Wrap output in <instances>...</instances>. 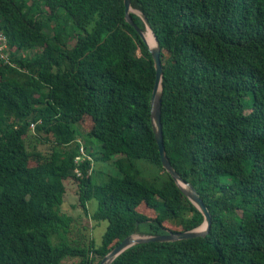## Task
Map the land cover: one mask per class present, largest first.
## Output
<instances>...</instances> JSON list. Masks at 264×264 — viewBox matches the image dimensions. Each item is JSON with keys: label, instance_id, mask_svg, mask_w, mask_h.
Segmentation results:
<instances>
[{"label": "trees", "instance_id": "obj_1", "mask_svg": "<svg viewBox=\"0 0 264 264\" xmlns=\"http://www.w3.org/2000/svg\"><path fill=\"white\" fill-rule=\"evenodd\" d=\"M131 8L136 27L146 32L143 14L159 41L167 158L212 224L205 237L137 244L111 264H264V0H131ZM0 32L10 61L0 60V264H98L128 236L166 235V222L201 226L161 165L154 62L124 0H0ZM76 125L99 152L78 140ZM138 160L156 166L158 183ZM110 161L119 176L95 181L93 163ZM68 180L86 215L97 200L91 219L107 222L98 246L71 237L74 219L61 212Z\"/></svg>", "mask_w": 264, "mask_h": 264}, {"label": "water", "instance_id": "obj_2", "mask_svg": "<svg viewBox=\"0 0 264 264\" xmlns=\"http://www.w3.org/2000/svg\"><path fill=\"white\" fill-rule=\"evenodd\" d=\"M124 7H125V18L128 24L134 27L148 46L149 52L152 56L155 68V83L154 88L151 96V123H152V130L156 140V144L158 146L161 165L166 173L171 177V179L175 182L178 188L182 191L185 197L198 209V211L203 216V223L200 227L188 230V231H170L168 230L166 235H159V236H138V235H131L126 237L122 240L118 245H116L109 254L101 259L98 264H111L119 255L123 252L127 251L131 247L137 244H145L150 242H159V243H166V242H177L182 240H189L199 237H205L209 234L211 229V215L208 208L204 205L202 199L200 198L199 194L195 190V188L187 181L183 180L175 169L172 167L170 161L167 158L164 146V138H163V131H162V124H161V81L163 77V66L161 63L160 58V47L159 41L155 37L154 33L151 30L150 24L147 18L143 14H139L142 22L144 23L146 32L150 30L155 45L149 46L146 42L145 33L140 31L130 17V13L133 12L131 8V0H124ZM202 227V228H201Z\"/></svg>", "mask_w": 264, "mask_h": 264}, {"label": "rangeland", "instance_id": "obj_3", "mask_svg": "<svg viewBox=\"0 0 264 264\" xmlns=\"http://www.w3.org/2000/svg\"><path fill=\"white\" fill-rule=\"evenodd\" d=\"M155 45V43H154ZM153 45V46H154ZM83 130L88 132L92 127L91 120L88 117H85L83 121H81V125ZM77 133H80L78 140L81 143L86 145L88 148L93 147V151L99 152L100 151V143L96 139L88 138L86 135L81 134L78 125L75 126ZM32 131V128H31ZM28 147L32 149V144L29 139L26 140ZM37 149L42 154H46L49 152L48 145H38ZM83 152L84 147L81 148ZM98 156V154H96ZM30 165H35L33 162H30ZM137 168L141 171L143 177L150 181H156L157 183L160 181L158 179V175H161L160 172L157 170L156 166L151 165L143 160H138L135 162ZM93 179L96 181L97 177L102 174L111 175V176H119L117 168L114 166L113 161L102 163V162H95L93 163ZM76 171V170H75ZM66 192L63 198V203L61 207V212L71 216L74 219V226L72 228V235L73 239L79 238L83 236L85 238V243H88L90 240H93L95 244L98 246L101 244L102 236L106 230L107 222H100L96 223L91 219L92 213L97 209V200L92 199L87 207L88 213L87 215L83 212V209L79 205L78 202V187L77 183L74 180H68L65 182ZM139 211L147 216H154L153 211H148L144 206L139 208ZM164 226L167 230L170 231H182V227L177 226L171 223H164ZM77 259L74 258H67L65 259L62 264H73L76 262Z\"/></svg>", "mask_w": 264, "mask_h": 264}, {"label": "built area", "instance_id": "obj_4", "mask_svg": "<svg viewBox=\"0 0 264 264\" xmlns=\"http://www.w3.org/2000/svg\"><path fill=\"white\" fill-rule=\"evenodd\" d=\"M0 60L4 63H9V45L7 43V40L5 36L0 32ZM31 128L33 130L34 125H31ZM82 156L81 158H77L76 161L83 160L85 156L84 152L81 150ZM77 172V170H76Z\"/></svg>", "mask_w": 264, "mask_h": 264}, {"label": "bare ground", "instance_id": "obj_5", "mask_svg": "<svg viewBox=\"0 0 264 264\" xmlns=\"http://www.w3.org/2000/svg\"><path fill=\"white\" fill-rule=\"evenodd\" d=\"M145 38H146L147 44L152 47L155 41H154L153 35L150 30H147V32L145 33Z\"/></svg>", "mask_w": 264, "mask_h": 264}]
</instances>
